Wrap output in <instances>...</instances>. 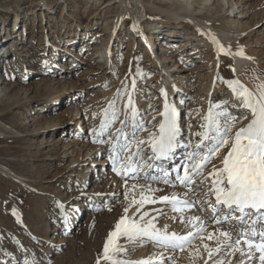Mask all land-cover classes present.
I'll return each instance as SVG.
<instances>
[{"label": "rangeland", "instance_id": "obj_1", "mask_svg": "<svg viewBox=\"0 0 264 264\" xmlns=\"http://www.w3.org/2000/svg\"><path fill=\"white\" fill-rule=\"evenodd\" d=\"M148 1L154 7L171 9L183 17L182 20L174 19L165 23L157 19H147L144 13L143 19L146 18L147 21H143V27L152 48L148 47L143 37L134 33V21L128 15L119 17L121 9L118 0H0V38L3 40L12 36L14 25L15 28L20 27L17 39L0 42V77L5 79V76H10L8 82L18 89L14 94L12 91L7 95L0 93V166L8 174L0 170V264H97V261L99 264H111L102 258L104 244L115 224L125 215L126 207L129 208L127 216L137 222L144 223L150 218H155L153 223L157 229L186 236L187 228L184 227H187L185 222L190 220V216L185 215L183 211L178 215L177 212H181L173 210L172 205L159 202L160 197H172L176 193L178 195L180 191L176 189L186 188L184 185L180 186V183L177 184L179 181L173 177H167L165 180H168V183H164V160L161 161L163 166L154 164V174L150 177L154 178L151 181L154 189L149 190V186L140 187L136 184L140 174L147 171L145 167L143 173H140L141 162L143 164L145 160L137 158V171L131 172V178L124 179L127 185L125 192L117 191L120 195L117 194L108 201H84L88 207L75 212L72 224L62 222L64 214L62 215L63 212L56 204L64 202L65 210L72 211V214L77 211L76 208L70 207L72 203L78 202L75 196L82 190L80 183L72 185L71 182L75 178L70 177L69 182V179L61 174H66L65 169H68L66 167L72 161L83 158L87 152L83 151V144L89 146L87 150L91 151V154L98 152L100 156L96 159L103 162L102 167L90 164L93 169L92 173L88 171L90 180L98 179L97 176L102 177L100 190L107 188L105 191L109 192L112 189L110 182L107 186L104 185L109 177L111 181L117 174L112 163L116 149L110 155L112 149L108 148L111 132L116 125L125 132L129 131L125 117L129 115L130 109L123 111V119L118 122L122 104L129 95L135 100L134 94L142 93L138 98L143 95V103L152 100L150 104L154 118L161 116L160 113L164 109L159 91L161 85L158 81L164 72H160L162 66L158 59L162 56L169 60L164 65L175 84L179 83L178 78L184 76L189 77L187 81L190 78L197 79L193 82L195 86H192V89L185 90L184 87V90H181L187 101L179 103L177 97L174 99L178 102V110L181 113V126L187 125L182 117L184 107L191 106L193 95L201 91L204 83L208 84L216 79L209 76L213 64L217 62V69L220 67L219 72L215 71L218 83L233 77L232 61L219 55L213 44L186 19L184 10L189 6L191 11H195L197 20L209 22L213 28L224 25L228 30L237 31L241 34L239 48L245 52L255 50L252 59L264 61V0H209L206 6L200 5L203 0ZM126 7L128 12L132 5L127 2ZM154 16L158 17L157 14ZM126 17L128 21L123 24V18ZM63 23L64 27L60 30L59 24ZM159 32H163V35H159ZM168 32H176L177 35L173 39L168 37ZM257 40L262 43L256 44ZM168 41L173 45L169 47L171 51H160V46ZM255 44L257 47H253ZM12 45L16 50H12ZM185 45L187 48L179 54V49H183ZM94 50H102L101 56H93ZM41 56L47 58V63L38 61ZM203 69L205 72H200ZM162 81L167 82L164 78ZM4 86L5 84H2L1 88ZM194 89L197 91L194 92ZM229 96L230 93L227 94V97ZM214 99H218V95H214L211 101ZM107 100L108 106L105 109L96 108L97 113L92 115L94 107L104 104ZM202 106L198 107L201 111L204 110ZM76 109L78 115H75ZM113 113L116 119L111 122ZM138 113V119L144 124L149 116L148 110ZM242 115L245 116L243 113ZM80 117L81 119H78ZM76 120H80L79 125ZM45 121L51 122L53 127L47 132L39 133ZM102 121L110 123L101 133L99 126ZM150 122L148 128L153 127L152 119ZM140 131L136 132L137 139ZM188 149L183 148L181 153L179 152L181 159L178 163L186 162ZM109 156L111 159L108 160ZM123 157H120L121 162ZM216 159L213 158L210 164L216 162ZM79 164L81 166L82 162ZM77 170L78 168L74 174ZM173 171L176 175L175 170ZM17 177L24 180H18ZM118 177L121 178L119 175ZM68 185L74 188L71 189ZM117 185L116 188H121L119 183ZM162 186L174 189V192L163 191V188H160ZM113 190L115 192V189ZM141 193L158 202L145 204L137 212L140 207L138 204L131 207L129 205L133 198L139 200ZM193 209L200 217H204L208 212L207 204L195 205ZM145 212L148 215L141 221L140 217ZM214 215L216 213L208 215L209 218L204 220L213 222ZM230 221L229 218L223 225L233 229L234 226L230 228L228 225ZM62 224L65 226H60ZM235 229L239 231V227ZM198 240L207 242L202 237ZM116 243L124 250L110 253L114 260L130 257L138 262L145 261L147 257L152 256V249H149L151 244L155 246V250L171 248L159 245L147 237L129 240L120 236ZM211 247L212 244H209L208 248ZM194 248L195 251L201 250L205 253L198 245ZM179 250L181 251L177 249ZM234 252L219 255L215 263L209 256L206 258L207 252L204 257L201 253L200 258L192 261L190 255L177 258L175 254L171 260H177L173 263L170 260L169 263L242 264L241 259L243 262L247 259L242 256L239 261L241 253ZM233 254L236 255L232 257ZM259 255L258 252L255 253L256 258L248 263L260 264ZM184 259L188 261L185 262Z\"/></svg>", "mask_w": 264, "mask_h": 264}, {"label": "bare ground", "instance_id": "obj_2", "mask_svg": "<svg viewBox=\"0 0 264 264\" xmlns=\"http://www.w3.org/2000/svg\"><path fill=\"white\" fill-rule=\"evenodd\" d=\"M118 2H119V8L121 9V12L119 13V17H121L122 15H124V16L128 15V17H130L134 21L133 22L134 33H136L137 36L143 37L147 41L148 47H150V48H152V43L148 40V37L145 34V29L143 27V21L146 20V19H143L144 13H145L147 19L148 18L149 19H151V18L157 19L160 22H165V23H167L171 20H174V19L182 20V18H183L181 15L180 16L177 15L179 12H173L171 9H165L162 6L154 7L152 5V3L149 2L148 0H118ZM127 2H129L132 5V8L130 10H128V12H127V7H126ZM114 3H112V4H114ZM208 3H209V0H203L200 5L206 6V4H208ZM223 4H225V3H223ZM234 5H236V3ZM190 7L191 6H189L186 10H184V15H187L186 19H188L190 21V23L197 29V31H199L202 34V36H204L208 40V42L213 44V46L215 47V51L219 55H223L226 57V59L229 58L230 61L233 62V63L231 62V66L233 69V77H229L228 80L223 79L222 82L218 83L217 76H215V73H216L215 71L218 70V72H219L220 67L218 66L219 68L217 69V65H218L217 62L215 64H213L212 65L213 70L212 71L210 70L209 76L210 77L213 76V78L215 77L216 79H214L213 81H210L208 84L204 83L203 84L204 86L201 89V91H198L197 94H195V95H197V97L195 95H193L194 98L191 101V106L187 105L186 107H184L185 109L182 111V115H183L182 117L185 118V121H183V122H185V124H187V125L181 126V123H182L181 122L182 118L180 117L181 113H180V110H178V105H177L178 102L176 103L174 99H175V97H177L179 100V103L181 101H187V98L184 96V94L182 93L181 90H184V87H186L185 90H188L190 88L192 89L193 88L192 86H195V83L193 84V82L196 81L197 79L191 80V78H190L187 81V78H189V77L179 76V77H181V78H178L179 83L175 84L174 81L173 82L171 81V78H172L171 73H169V71L166 70L167 67L164 65V63H166L167 61L169 62V60H167V57L162 56L160 59H158V61L161 62L160 66H162L160 68V72H164L163 77L158 81L159 85H161V89L159 91H160L161 101H163L162 109H164L165 102H167L169 105L176 107V109L179 113L178 122H179L180 129H181V143L190 145L188 147L189 148L188 153H190L192 151V149L195 148L196 143L199 141V137L196 135V133L205 131V129L202 128L201 125H206L208 123V121L206 120V117L209 115L210 109L213 111V113L220 112V113H225V114H229L230 116L236 117V122H235V127L233 128V133L239 127H243V126L247 125L249 123V121L251 120V118H252L251 113L248 110L244 109L243 107L239 106L240 102L237 100L236 95L233 93L232 89L229 88L227 81L239 80L241 84H243L246 88H248L252 92H256L258 85L264 83V61L260 62L261 59H256V61L254 59H252V57H254L253 54H255V50L245 52L239 48V42H240L239 39L241 38V34H239L237 31H234V29L232 31L226 29L224 25H222L219 28H213L209 24V22L197 20L195 18V11L194 12L191 11ZM240 13H241V11L238 12V14H240ZM154 14H157L158 17L154 16ZM233 16H235V14H233ZM16 19H18L17 15L15 18V22H17ZM127 21H128L127 17L123 18V24H125ZM62 27H64V23H63V25L59 24L60 30ZM19 30H20V27L15 28V25H14L13 32H12L14 37L12 35V36L8 37L7 39L4 38L3 40L0 38V42L2 43V42H5V40L17 39V37L19 36ZM158 34L163 35V32H159ZM176 35H177L176 32H170V33L168 32V37H171L173 39H174V37H176ZM173 39H170V40H173ZM214 40H215V42H214ZM258 42L262 43V42H260V40H257L255 43L257 44ZM171 43L172 42L168 41V42L162 44L160 46L159 50L162 52L171 51L169 48V47L173 46ZM256 44L253 47H257ZM11 48H12V50H16V47L13 45L11 46ZM185 48H187V45H185L183 47V49H179V54L183 53ZM220 48H222L223 51H220ZM102 50H101V52H99L98 50H94L92 55L95 56L96 58H98L99 57L98 55L101 56ZM10 52L12 53L13 51H10ZM240 52H243V55H240L239 54ZM8 54H9V52H8ZM46 59L47 58H44L41 56L38 58V61L42 60V62L47 63ZM54 63L55 62H53V64ZM205 69H206V67H205ZM205 69L201 70L200 72H202V73L205 72L204 71ZM56 76H58V73L56 74ZM163 78H164V80H167V82L162 81ZM10 79H11L10 76H5V79L0 77V93H2V94L4 93V95H7L11 91L13 94L18 91V89L16 90V87L14 85H12L8 82ZM2 84H5V86L1 88ZM57 85H59V83H57ZM195 91H197V89L196 90L194 89V92ZM229 93H230V96L227 97V94H229ZM141 94L142 93H138L137 95L134 94V97L136 96L135 100H133V98L131 97L133 100L134 107L136 109V113L138 114V116L136 114V117L134 120L132 113H131V110H130L129 115L127 117H125L128 121L129 131L126 132V134H127L129 139H131L133 131L138 132L136 129H134V124H143L140 121V119H138V117L140 116L138 112L148 110L149 116L147 117L146 122L143 124L144 128L147 129V131L141 130L138 133L139 136H138L137 140L143 139V137H145L144 140H147L149 133L158 132V125L162 120L161 116L158 117L157 119L154 118V115H152L153 109L151 108V104H150V102L152 100L150 99L151 101H148V103H145V102L143 103V100H142L143 95L141 98H138V95L140 96ZM214 95H218V99H216V100L214 99L211 101V98H213ZM155 98H156V96L154 97V99ZM127 101H128V97L126 96V98L122 104V109L120 112L121 118L119 119L118 122L122 121V119H123V115H122L123 111L125 109H129L128 107L125 106V105H127ZM108 103L109 102L107 100L104 104L96 105V107H94L95 108L94 111H91L92 115H94V113H97L98 110L95 111L96 108L103 107V109H105V107L108 106ZM198 105L199 106L203 105L202 106V108L204 107L203 108L204 110H202L203 113L201 110H199ZM75 111H76L75 115H78V114H76L78 110L76 109ZM242 113L245 115L244 117H243V115L241 116ZM78 119H81V117ZM150 119H152L153 127L148 128L147 126L149 124H151V122L149 123ZM220 120H221V123H223V115L220 116ZM79 121L80 120H76V123H78V125L80 123ZM124 123H125V121H124ZM117 126L118 125H116L111 132V138H110V143H109V147H108L109 149H112V152L110 153V155H112L115 151L114 146H112V144H114L116 146V149H118V147H119V145L117 144V137L120 134L118 133L117 130L121 129V127H117ZM52 127H53V125H51V122L49 123L48 121H45L44 126H42L40 128L39 133L40 132L41 133L47 132V131H49L48 129H51ZM99 127H101V126H99ZM183 134H185V135H183ZM102 141H103V139H102ZM120 143H124L123 138L120 139ZM46 145H47V143H46ZM110 147H112V148H110ZM88 148H89L88 145L83 144L82 145L83 151L84 152L87 151L84 154L83 158L79 157L78 159L72 161L66 167L68 169H65V170H67V171H65L66 174L60 173L62 176L68 178L69 182L71 181L70 177L71 178L74 177L75 180H73L71 182L72 185L74 183L78 182V184L80 183L79 185L82 188V190H80L79 193H77L75 196V199L78 200V202L72 203V206L70 207V209L76 208V210H77V211H74L73 214L70 213L72 211H70V210L66 211L65 210V203L64 202L60 203V205H59V203L56 202L58 208L63 212L62 215L64 214V218H63L62 222L67 221L66 224H68V223L72 224L73 223L72 220H74V216H76L75 212L77 213L78 211H81V209H83L84 207H88V204H86V202L84 203V201H86V200L90 201V202L95 201V200L101 201V199H104V201H108L109 199L115 198V196L118 194L117 191H119V192L122 191L121 193H124L126 188H127L126 180H124V179L131 178V172L130 171L125 175H119L121 178H119L118 174H116V176L113 177V179L111 181H110L111 177H109V180H107V182L105 181V183H104V185L107 186L110 182V184L113 185L112 189L109 190V192L105 191L107 188L105 190L104 189L100 190V186H101L100 182L102 181V177L97 176L96 178H98V179L94 180V178H93L90 180L91 177H89L88 171L90 173H92V170H93L92 167L90 166V164L92 166H101L103 164V162H98V160L96 159V157H98V155H99L98 152L91 154V151H88L89 150ZM182 149H183V147L177 149L176 155L172 160H164V161H166V165L164 166L163 171H169L170 174L168 177H170V178L173 177L175 179V173L173 171L172 165L177 164L179 162V160L181 159V157L179 158V152L181 153ZM142 150L144 153V158L142 160H145V161L143 164L141 162L140 166H142V167H141L140 173H143L145 167H147V171H145L142 175L140 174V177L137 179L138 181L141 179L139 182L138 181H135V182L137 185H140V187L141 186H143V187L149 186L148 189L151 190V189H154L153 186L151 185V181L154 180V178H150L154 174L153 173L154 172V164L156 163L157 165H160V166H163V164L161 163V161L159 162V161H156L154 159L153 160L148 159V157H151L153 154L151 152L150 146L147 143L142 146ZM227 150H228L227 148L221 149V152L216 156V158H217L216 162H213V164H210L209 166H207L204 169L205 174L211 172L214 167L217 169L223 167L222 160H223L224 155L227 154ZM132 151H135V145L132 146ZM117 155H119V152L116 150V155L114 157H116ZM126 155H128V153H125V156ZM125 156L123 157V162H124ZM114 157H112V158H114ZM80 159H82V160L80 161ZM109 159H111V156H109L108 160ZM136 160H137V158H136ZM214 160H215V158H214ZM80 162H82L81 166L79 164ZM76 163H77V165H75ZM101 167H100V169H101ZM77 168H78V170L76 171V174H74L75 173L74 171ZM0 170L7 174V172L4 170V168L2 166H0ZM148 170H151V172H148ZM17 178H18V180H21V181L24 180V179H21L20 177H17ZM166 178L167 177H164V180ZM201 179H202V177H199V176L196 177L195 181L191 185H189L188 187H186L184 189H183V187L180 189L179 188L176 189L177 191L179 190L180 193L178 192V195H177V193L175 194V197L177 200L188 201L192 205L191 208H189L187 206L178 205V207H180L182 210H179L181 213H179V212H177V213L179 215V214H182V211H183V212H185L184 213L185 215L190 216V220L188 219L189 220L188 222H185L183 219V223L185 222L186 223L185 226H187V227H184V228H187V232H185V230H184V232L186 233V236H188L189 232H192L193 235L188 237V241L184 242L182 247H171L170 249L167 248L168 250L165 248H161L160 250H155L154 249L155 246H153V244H151L149 246V249L150 248L152 249L151 253H150V255H152V256H150L149 258L147 257V260H145V261H151V264H172L173 262H175L177 260V258H181V257L185 258L186 255L191 256V258H190L191 261L196 260V259H198L199 255L202 253L201 250L195 251L196 249L194 247L197 245H198V248L205 251V253H202L203 257L205 256V254L207 252V255H206V258H207V256H209V254H208L209 250L212 251L213 255L210 257V259L214 263L216 261V258H219L218 257L219 255L220 256L223 254L228 255L229 252L234 251L232 248H229L224 244L225 238L220 236L219 233L221 231L231 232L232 241L234 242L235 239L238 238V234H239L240 230L237 231V229H236V231H232V229H229L227 226L225 227V225H223V223L218 224V223H215L214 221L208 223L207 221L204 220L206 218H209V217H207L208 215L211 216L214 213L213 208L208 203H205V201H211L212 203H214L215 197L206 195V193L208 191V185L211 184L213 177L209 176L208 180L204 184L200 183ZM118 183H119V185H121V188H118V187L116 188V185ZM177 184H179V182ZM72 185H68V186H71L70 188L72 189V188H74V187H72ZM89 186H90V188H89ZM180 186H182V185L180 184ZM154 187H157V186L154 185ZM160 188H163L161 190L166 191V192L167 191L170 192V191L174 190V189L164 188V186H162ZM113 189H115V192ZM173 192L171 194H173ZM118 195H120V194H118ZM169 204H168L169 206L172 205L171 203H169ZM204 204H207L208 212L204 217H200L198 215V212H194L193 207L195 205H204ZM172 209H173V207H172ZM248 211H252L254 213V210H248ZM239 215H240L239 212L234 213L233 217L230 218L231 219V221H230L231 225L237 226V224L241 223L240 221H238L234 218L235 216H239ZM194 216H199L200 221H194L192 219ZM57 217H59V216H57ZM217 218L221 221L224 220V216L222 213H220ZM249 219L251 221L249 222V225H247V229L245 231H250V229H253L255 224H253L252 221L257 219L256 214H253ZM176 222H178V221H176ZM258 223H261L263 225L262 230H264V220H260L257 222V224ZM178 224L180 225L179 222H178ZM193 225H196V227H194ZM60 226H63V224ZM173 226H174V224H173ZM198 228H202L203 231L198 232ZM210 235L212 236L211 239H209ZM178 236H181V235H178ZM201 237L204 240H206L207 242H199L198 239ZM205 244H207L208 246H209V244H212V247L206 249ZM217 247L220 248L219 251H216ZM239 247L244 250L245 255H243V256H245V258H247V255H246L247 245L243 241H241V244L239 245ZM141 248L143 249V246ZM177 249H181V251L180 250L177 251ZM166 250H167V252H166ZM192 250H194V251L192 252ZM235 252H239V251H235ZM175 254H176L177 258L172 261L171 258H173V256ZM235 255L233 254L232 257H234ZM241 257H242V255H240V257H238L239 261H240ZM201 258H202V256H201ZM118 260L125 262V264H138V261L134 260V258L131 259L130 257L126 258V259H118ZM170 260L172 263H169ZM241 260H242L241 262H243V259H241ZM183 261L187 262L188 260L184 259ZM248 261H249V259L244 260L243 264H249ZM139 262H140V260H139ZM209 263H210V261H209ZM186 264H188V263H186Z\"/></svg>", "mask_w": 264, "mask_h": 264}, {"label": "snow or ice", "instance_id": "obj_3", "mask_svg": "<svg viewBox=\"0 0 264 264\" xmlns=\"http://www.w3.org/2000/svg\"><path fill=\"white\" fill-rule=\"evenodd\" d=\"M215 42V40H214ZM220 51H223L220 48ZM243 55V52L239 53ZM229 88L232 89L240 102L241 107L251 113V120L243 127H239L234 133L236 117L229 114L209 110V115L206 117L208 123L201 125L205 129L203 132H198L196 135L199 141L195 148L185 156L186 162L173 164L172 168L175 170V179L181 185L188 187L191 185L196 177H202L200 183L204 184L209 176L213 177L212 182L208 185L206 195L214 196L215 202L205 201L212 208L217 215L213 216L215 223H224L234 213L239 212V216L234 218L241 222H246V217L250 218L256 214L257 219L252 223L256 224L260 220H264V83L258 85L257 91L252 92L246 88L239 80L227 81ZM114 105V101L112 102ZM131 110L133 119L136 117V109L134 107L131 96H128L127 105ZM162 120L158 125V132L149 133L147 140L136 138V131H133L131 139L128 138L123 128L118 129L120 134L117 137L118 149L114 145V149L119 152V155L113 158V170L118 175H125L129 171L135 173L139 167L136 158L143 159L144 153L142 146L146 143L150 146L152 156L149 160L163 161L172 160L178 148H188L189 144L181 143V129L178 122V111L175 106L169 105L165 102L164 110L160 113ZM223 115V123H221L220 116ZM116 119L113 113L111 122ZM109 121L101 122V133L109 126ZM123 123V122H122ZM134 129L147 131L143 124H134ZM123 138L124 143H120ZM135 145V151H132V146ZM227 148V154L224 155L222 168H213V170L205 174L204 169L210 164L220 152L221 149ZM125 153L128 155L125 156ZM125 156L124 162H121L120 157ZM119 164V167L117 165ZM169 171H163L165 177L169 176ZM168 183V180L164 181ZM127 199V196L125 197ZM158 201L152 199L150 196H145L141 193L139 200L133 198L129 207L133 204H138L137 212L140 211L145 204L157 203ZM159 202L171 203L173 210H182L178 205L187 206L192 205L188 201H179L175 196H162ZM254 210V213L252 211ZM129 208L124 209L125 215L122 216L115 224V228L109 233L103 248V259L110 261L111 264H125L123 261L114 260L110 253L123 251L116 243L120 236H125L129 240L147 237L159 245L166 247H182L183 243L188 241V237L193 233L189 232L188 236H178L175 233H167L155 227L153 219L147 220L144 223L137 222L135 219L129 218L127 213ZM223 213L224 220L221 221L217 216ZM148 213H144L140 219ZM194 221H200L199 216L192 218ZM196 227V225H193ZM203 231L198 228V232ZM232 231H236L235 227ZM220 236L224 237V244L232 248L234 251H239L241 255H245L242 248L239 247L241 241L247 245V259L255 258V253H259L260 264H264V230L252 229L245 231L241 228L238 238L232 241L231 232L221 231ZM212 236H209L211 239ZM205 248L208 245L205 244ZM220 248L217 247L216 251ZM209 257L213 255L212 251L208 252ZM99 264V261H97ZM138 264H151V261H140ZM243 264V262H242Z\"/></svg>", "mask_w": 264, "mask_h": 264}]
</instances>
